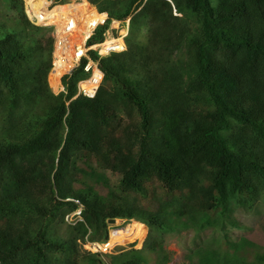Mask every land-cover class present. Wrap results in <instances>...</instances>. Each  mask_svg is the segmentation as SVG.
Returning a JSON list of instances; mask_svg holds the SVG:
<instances>
[{"label": "trees", "instance_id": "16d2710c", "mask_svg": "<svg viewBox=\"0 0 264 264\" xmlns=\"http://www.w3.org/2000/svg\"><path fill=\"white\" fill-rule=\"evenodd\" d=\"M89 1L130 18L126 49L99 59L94 97H75L81 69L52 93V38L22 7L0 21V264H103L79 242L108 240L110 218L140 219L149 233L109 264H167L154 230L231 220L264 194V0H172L197 26L169 0ZM180 48L187 56L173 58ZM223 243L190 264H264V248L245 237Z\"/></svg>", "mask_w": 264, "mask_h": 264}, {"label": "rangeland", "instance_id": "374dc122", "mask_svg": "<svg viewBox=\"0 0 264 264\" xmlns=\"http://www.w3.org/2000/svg\"><path fill=\"white\" fill-rule=\"evenodd\" d=\"M172 5V14L180 17L183 20L190 22V24L197 26V18L186 9L183 12H178L172 0H169ZM22 2V1H21ZM14 0H0V21H8L18 11L20 7L23 8L22 3ZM17 9V10H16ZM122 22L117 28L110 29L111 35H117L121 30L129 32L130 18L121 20ZM145 25L148 19L145 20ZM45 31L44 36H48L49 31ZM147 25L140 29L139 38L144 39L146 36ZM187 56L184 48L176 50L173 58ZM106 176L109 178L112 186L119 182V175L107 171ZM97 191L104 195L109 190L103 184H96ZM80 209V208H78ZM77 209V210H78ZM76 211V210H75ZM69 212L64 216V222L59 225V233L66 237L72 231V227L77 220L80 219L74 212ZM231 220L221 219V221H211L203 226L198 227H184L177 230H154L152 239H159L163 241L164 253L167 258V264H190L189 255L196 252L199 248L211 245L215 247L223 246V241H239L242 237L254 242L257 246L264 248V194L260 195L257 201L250 207L234 206L231 214ZM106 230L108 233V240H111L110 245L113 246L106 253L92 252L98 249L96 244L101 245L102 240L80 241V250L86 252L92 250L91 253H98L100 261L103 264H109L111 256L125 253L132 249H141L144 246L145 240L148 238L149 227L140 219L116 218L114 222L105 221ZM89 233L86 235L88 236ZM90 252V251H88ZM149 261V264H152ZM161 264V263H160Z\"/></svg>", "mask_w": 264, "mask_h": 264}, {"label": "built area", "instance_id": "2783aa9c", "mask_svg": "<svg viewBox=\"0 0 264 264\" xmlns=\"http://www.w3.org/2000/svg\"><path fill=\"white\" fill-rule=\"evenodd\" d=\"M21 1L27 19L37 27L48 29L52 38L51 67L47 76L52 93H66L64 80L75 70L81 69L84 74L76 82L75 97H94L103 79L99 59L126 49V32L121 30L117 35L109 32L122 21L109 19L107 12L100 11L89 0ZM104 24L108 25V29L103 40L90 44L96 29ZM90 52H94L98 59L93 58ZM74 213L79 216L80 209ZM87 243L98 246L95 251L88 250L90 252L106 253L113 248L109 241L101 245L91 241Z\"/></svg>", "mask_w": 264, "mask_h": 264}, {"label": "water", "instance_id": "95a60500", "mask_svg": "<svg viewBox=\"0 0 264 264\" xmlns=\"http://www.w3.org/2000/svg\"><path fill=\"white\" fill-rule=\"evenodd\" d=\"M116 220V218H110L108 219L109 222H114Z\"/></svg>", "mask_w": 264, "mask_h": 264}, {"label": "bare ground", "instance_id": "6f19581e", "mask_svg": "<svg viewBox=\"0 0 264 264\" xmlns=\"http://www.w3.org/2000/svg\"><path fill=\"white\" fill-rule=\"evenodd\" d=\"M110 242H111V240H109V245H110Z\"/></svg>", "mask_w": 264, "mask_h": 264}]
</instances>
